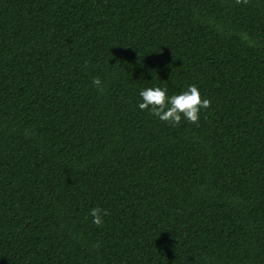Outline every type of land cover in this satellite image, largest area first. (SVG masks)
Here are the masks:
<instances>
[{"label":"trees","instance_id":"obj_1","mask_svg":"<svg viewBox=\"0 0 264 264\" xmlns=\"http://www.w3.org/2000/svg\"><path fill=\"white\" fill-rule=\"evenodd\" d=\"M0 264H264V0H0Z\"/></svg>","mask_w":264,"mask_h":264},{"label":"clouds","instance_id":"obj_2","mask_svg":"<svg viewBox=\"0 0 264 264\" xmlns=\"http://www.w3.org/2000/svg\"><path fill=\"white\" fill-rule=\"evenodd\" d=\"M248 0H235L236 4L247 3ZM93 84L99 86V77L93 79ZM142 102L138 103L140 110H150V113L161 121L168 122L172 126H178L182 117L191 123H198L201 109L211 107V100L204 98L196 84L189 85L179 94L168 95L166 87L154 86L142 89L139 92ZM108 214L107 209L94 207L90 210L92 222L101 226L103 217Z\"/></svg>","mask_w":264,"mask_h":264}]
</instances>
